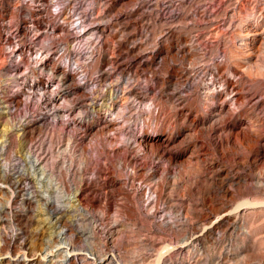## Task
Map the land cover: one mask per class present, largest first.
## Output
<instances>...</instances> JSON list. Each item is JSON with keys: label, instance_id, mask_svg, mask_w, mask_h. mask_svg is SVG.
<instances>
[{"label": "rangeland", "instance_id": "1", "mask_svg": "<svg viewBox=\"0 0 264 264\" xmlns=\"http://www.w3.org/2000/svg\"><path fill=\"white\" fill-rule=\"evenodd\" d=\"M101 70L111 72L107 80ZM122 70L128 84L114 93ZM81 101L98 109L90 105L84 129L73 130L69 108ZM25 111L32 120L23 133ZM100 117L116 121L112 133L95 134ZM146 134L160 145L154 158ZM29 148L43 163L55 157L61 213L41 201L22 206L26 184L36 185ZM10 181L20 188L15 205ZM247 199H264V0H0V264H47L59 224L77 252L101 254L102 264L114 254L123 264H155L160 253V264H264V204L231 212ZM213 207L229 211L205 225ZM225 216L236 225L207 235Z\"/></svg>", "mask_w": 264, "mask_h": 264}, {"label": "bare ground", "instance_id": "2", "mask_svg": "<svg viewBox=\"0 0 264 264\" xmlns=\"http://www.w3.org/2000/svg\"><path fill=\"white\" fill-rule=\"evenodd\" d=\"M62 1V0H61ZM32 19V18H30ZM36 23V22H35ZM82 23V22H81ZM82 25V24H81ZM33 26H35L36 28H40L39 27V24H33ZM18 31L21 32V26L18 24ZM42 31V30H41ZM45 31V30H44ZM43 31V33H44ZM25 33V32H24ZM21 32V34H24ZM45 34V33H44ZM70 34V33H69ZM47 39V38H46ZM46 39L44 41H42L44 44L47 42ZM42 43V44H43ZM43 70H47L49 68L47 67H42ZM42 70V71H43ZM51 71H54L53 68L50 69ZM110 73L109 71H104V70H101V74L100 76H102V79L101 80H107V78L110 76ZM58 75H60V84L62 85V88L63 86L65 85L64 83L66 82V79L68 78L66 73L64 72H59ZM88 78V77H87ZM115 83L113 84L111 82V91H113L114 93L115 92H118V89L116 87H120L122 86L124 83L128 84V78L126 77V74L124 73V71L122 70L120 73H118V76L116 78V80L114 81ZM67 86V85H65ZM60 87V86H59ZM58 87V88H59ZM110 87V86H109ZM124 88V87H123ZM99 89V88H98ZM125 89V88H124ZM60 90V88H59ZM120 91V90H119ZM96 93H98L99 95H102L103 93L100 92L99 90L98 91H95ZM123 92V91H122ZM133 91L131 92H128L129 94H132ZM108 93V92H107ZM126 94L124 95V100L126 101L127 99V95L129 94ZM233 93H235L234 97L235 99L233 100H237L238 98H236V96H238L240 94V91L236 88V86H233ZM59 95H62V97H64L65 99H67L68 96L71 95V92L70 91H66L65 88H63L62 90V93H60ZM81 96H84V97H88L87 94L85 93H82ZM111 99V98H110ZM74 101H77V99H75ZM72 102L70 99L67 100V104L68 103H71L72 105ZM126 103V102H125ZM124 103V105H125ZM74 105V104H73ZM75 105H77V108L75 109L74 107L71 106V108H69V111H70V118H69V121L67 122V125L68 127L70 126H73V130H75L78 126L79 129H82L83 128V125L88 117V115L90 114L89 112V106L91 105L90 102H87V101H81V102H77ZM97 105V104H96ZM92 107H95V104L91 105ZM126 107V106H125ZM97 108V106L95 107V109ZM98 109V108H97ZM100 109V108H99ZM127 109V107H126ZM25 114L23 115L22 118H20V120H22V122L20 123L21 124V127L24 126V123L26 122V120H30L31 116L30 114H28V112H24ZM53 119H60L62 117V114H60L59 112L55 111L53 112V114L51 115ZM51 116H46L44 117L43 119H46V121L48 120V118H50ZM33 117V116H32ZM89 118V117H88ZM100 121L98 122V128H96L97 130H95V134L97 136H103V135H107L108 133H112L114 131V126L116 125L114 121L112 120H106L105 118L103 117H100ZM51 119V118H50ZM32 120V119H31ZM30 120V121H31ZM45 121V122H46ZM50 121V120H49ZM59 121V120H58ZM31 124V123H30ZM27 125V124H26ZM89 127V126H88ZM72 128V127H71ZM69 129V128H68ZM84 129V128H83ZM24 132L23 133H26L28 131V128L27 127H22V129ZM77 131V130H76ZM75 131V132H76ZM67 132V130L65 131ZM86 133L84 134H88L87 130H85ZM68 134V133H66ZM116 134V133H115ZM160 135H163V132H157L156 133V136H160ZM77 136V134H76ZM87 136V135H86ZM155 136V135H153ZM153 136H148L146 134L145 138H143L141 140L142 142V145L144 147V150L146 151V155L149 154V157H156L158 154H159V149H160V145H155L152 141ZM67 137V136H66ZM195 137V131L193 130V132H189L187 133V135L185 136L186 140L188 139H191V138H194ZM73 138H74V135L69 131V134H68V143H67V147H66V152L67 153H70L71 152V147H72V143H73ZM152 138V139H151ZM37 140V139H35ZM185 140V141H186ZM252 140V137H249L247 138L246 140H242L241 142H239L238 144V147H245L246 145H249L250 142ZM42 142H43V139H42ZM44 145V144H43ZM52 145V144H51ZM36 146H37V143H36ZM40 146V145H39ZM54 146H52L53 148ZM37 148V147H36ZM40 148V147H39ZM42 148V146H41ZM49 148V147H48ZM51 148V150H52ZM30 149V148H29ZM32 149V148H31ZM30 149V150H31ZM59 149V148H58ZM57 149V150H58ZM63 149V148H62ZM35 150V149H34ZM168 150V149H167ZM40 151V150H39ZM46 151V150H45ZM64 151V150H63ZM25 153V152H24ZM56 153V152H55ZM45 154V153H44ZM43 154V155H44ZM73 154V153H72ZM46 155V154H45ZM44 155V156H45ZM58 155V154H57ZM43 156V157H44ZM48 156V155H47ZM67 156V155H66ZM69 156V155H68ZM25 157H26V160L29 164V167H30V172L32 173V176L35 178V183L36 185L35 186H32V184L29 182L28 184H26V189L28 192V194L26 195V197H24V199H22V206H24L26 209H30L31 207H33L36 202L38 203V201H41L42 204H43V207L46 209V210H49L51 206L53 205H57L56 209L58 211V213L62 212L65 207H66V204L64 205V202L63 200L61 199V195H63L65 192V184H64V181L62 180H58L57 177L52 174L51 170H52V167H53V164L56 162L54 159L55 157L50 161H48L47 163H43V158L38 154V151L36 152H33L32 150L29 151L26 149V154H25ZM63 157V156H62ZM74 157V156H72ZM173 157V159L177 160V157L176 156H171V158ZM76 158V157H75ZM50 159V158H49ZM48 160V159H46ZM45 160V161H46ZM153 160V159H152ZM24 161V160H23ZM77 161V160H76ZM73 163V162H72ZM72 163L70 162V164L72 165ZM65 164V163H64ZM15 165V164H14ZM26 165V164H25ZM55 165V164H54ZM5 165L3 164L2 167H4ZM6 167H9V166H6ZM11 167V166H10ZM14 167V166H13ZM17 167V166H16ZM24 167V166H23ZM158 167V164L154 167V168H157ZM153 168V170H154ZM7 169V168H6ZM6 169H2L3 171V174H4V177L7 179L9 176H8V172L6 171ZM10 169V168H9ZM76 169V168H75ZM138 170V174L140 173V176H144V172L142 171V169L139 167ZM26 171V170H25ZM151 173H147V179L148 177H150L152 175V170H150ZM22 172V171H21ZM73 173V172H72ZM30 174V173H29ZM71 174V173H70ZM142 174V175H141ZM25 175V174H24ZM3 176V175H2ZM21 176V175H20ZM28 176V175H27ZM13 177V176H12ZM22 177V176H21ZM20 177V178H21ZM4 178V179H5ZM27 178V177H26ZM73 178V177H72ZM14 179V178H13ZM18 180V179H17ZM27 180V179H26ZM6 181V180H5ZM4 181V182H5ZM14 181V180H13ZM12 181V182H13ZM17 182V181H16ZM13 184L11 183V181L9 182V187L10 189L12 190V195H13V199H12V203L11 204H17L18 200L17 198L19 197L18 195L20 194V191L18 189L19 188V184L16 183ZM26 182V181H25ZM8 183V181L6 182ZM24 183V182H23ZM3 184V183H2ZM71 184V183H70ZM8 185V184H7ZM75 185V184H74ZM6 188V187H5ZM23 188V187H21ZM157 189V188H156ZM8 191V190H7ZM7 191H6V194H7ZM5 192V191H4ZM9 192V191H8ZM23 192V191H22ZM37 193H39L38 195V198L37 199ZM155 193V192H154ZM16 194V195H15ZM15 195V196H14ZM65 195V194H64ZM5 196V195H4ZM23 196V195H22ZM34 198H36L34 200ZM65 198V196H64ZM66 199V198H65ZM69 199L73 200V202H76L78 201L79 199L77 198L76 195H73L71 196ZM36 201V202H35ZM70 201V200H68ZM2 202V201H1ZM72 202V201H71ZM264 204V199H261V200H257V199H247L246 201H244L243 203H241L240 205H238L237 207L235 208H231V212H233L234 214L235 213H238L239 212V208L242 207V206H255V205H263ZM4 205V204H3ZM13 205V206H14ZM6 205H4V207H1L0 209V212L4 213V217H5V213L7 212L6 211V208H5ZM10 206V205H9ZM23 207V208H24ZM152 207V206H151ZM3 208V209H2ZM14 208L12 207L11 205V209ZM54 208V207H53ZM9 210V209H8ZM51 210V209H50ZM212 212L210 214H207L205 215L204 217V224L205 225H209L211 222L213 223V218L214 216L216 215L217 217H219L221 214L223 213H227L229 210L227 208V210H225L224 208L221 209V208H218V207H213L212 209ZM6 211V212H5ZM54 211V210H53ZM11 212V211H10ZM50 214H54L52 213V210L50 212ZM2 215V214H1ZM56 215V214H54ZM53 215V216H54ZM58 217V216H57ZM2 218V217H1ZM0 218V219H1ZM8 218V217H7ZM52 218V217H51ZM50 218V219H51ZM48 219V218H47ZM57 219V218H56ZM55 220V219H54ZM52 221V220H51ZM58 221V220H57ZM221 221V220H220ZM9 222V221H8ZM11 222V221H10ZM50 222V221H49ZM56 222V220H55ZM4 224V223H3ZM2 224V225H3ZM53 224V223H52ZM56 224V223H54ZM222 224H225L226 225V230L227 231H230L234 225H236V222L233 221L229 216H225L223 218V220L219 223V224H215L213 225L209 230H207V235H211L213 232H215L218 228H220V226ZM65 225V224H64ZM64 225L62 224H59L58 226H56V229L55 231L52 233V237L53 239H49L47 241V249H50L49 252L45 255V260H46V263L47 264H57V259L59 258V262L60 264H102L103 262V259H100L99 256H101V254H98L99 256H96V254H86V256L84 254H82L81 252H77L76 248L74 246H72V244H70V240L69 237V229L67 228V226L65 227ZM116 225V224H114ZM55 227V226H54ZM3 228V227H2ZM120 228V227H119ZM54 230V229H53ZM115 231H117L116 229H114ZM121 231V230H120ZM199 231H197L196 233H198ZM14 234V233H13ZM17 234V233H16ZM115 234V233H114ZM8 238V237H7ZM110 238V237H109ZM112 238V237H111ZM11 239V242H15L16 239H17V235H12L10 237ZM24 239V238H23ZM26 240V239H25ZM25 240L22 242L24 244ZM107 240V239H106ZM201 236H198V234H196V236L194 237V243L196 242V244H199L201 243ZM8 241V240H7ZM27 241V240H26ZM111 242V241H110ZM9 243V242H7ZM105 243V242H104ZM106 244V243H105ZM104 244V245H105ZM114 244V243H113ZM114 248V251L116 252V250L118 249L117 245H114L113 246ZM29 248V247H27ZM103 248V246H102ZM28 250V249H27ZM55 252H58V254L55 255ZM103 251V250H102ZM113 251V250H112ZM106 252V251H105ZM100 253V251H99ZM84 255V256H82ZM162 253L159 254L158 258L156 259V263L155 264H160V261H161V258H162ZM105 254H103V258H104ZM102 257V256H101ZM107 258V257H106ZM100 259V260H99ZM111 261V264H123L119 255L118 254H114V257L113 258H110ZM55 262V263H54ZM99 262V263H98ZM59 264V263H58ZM224 264H234L232 262V260H226Z\"/></svg>", "mask_w": 264, "mask_h": 264}]
</instances>
